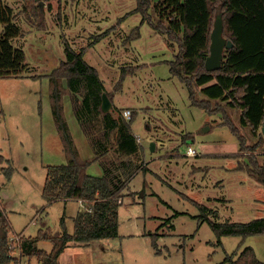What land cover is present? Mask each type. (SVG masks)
Segmentation results:
<instances>
[{
  "label": "rangeland",
  "instance_id": "1",
  "mask_svg": "<svg viewBox=\"0 0 264 264\" xmlns=\"http://www.w3.org/2000/svg\"><path fill=\"white\" fill-rule=\"evenodd\" d=\"M6 1L25 33L12 43L24 50L30 67L28 77L0 81V206L12 227L10 236L32 239L48 228L73 234L75 218L86 208L75 200L47 204L42 197L48 167L67 162L48 76L66 60L68 39L98 70L114 104L123 110L134 107L131 126L141 139L144 160L142 171L124 192L119 237L70 247L60 264H224L228 255L246 247L264 262V236L220 240L199 219L198 206L214 212L210 218L219 223L263 218L264 186L238 167L248 162L246 156L263 160L264 144L255 152H239L237 137L221 125L223 113L210 115L192 104L189 89L171 75L167 63L174 60L175 51L149 24L142 25L136 0H45L39 8L46 20L42 28L31 26L22 12L30 0ZM139 26L141 38L123 47L124 39ZM106 31L107 37L92 44ZM125 67L130 73L115 91ZM197 97L204 99L199 91ZM72 100L68 92L63 99L65 118L81 158L88 159L94 150L77 122ZM217 104L226 105L214 101L213 107ZM226 111L247 137V146L257 145L259 139L241 128L240 112L229 107ZM189 134L192 138L183 142ZM151 143L156 144L155 152L150 151ZM189 147L198 155L187 156ZM238 154L245 157H233ZM89 173L102 175L95 164ZM38 248L51 252L53 246L40 241ZM22 264L42 263L38 256H24Z\"/></svg>",
  "mask_w": 264,
  "mask_h": 264
},
{
  "label": "trees",
  "instance_id": "2",
  "mask_svg": "<svg viewBox=\"0 0 264 264\" xmlns=\"http://www.w3.org/2000/svg\"><path fill=\"white\" fill-rule=\"evenodd\" d=\"M43 1L30 0L29 7L25 4L22 11L33 27L42 28L46 24L39 10ZM136 2L135 12L141 14L142 25L149 24L175 51L174 60L167 63L171 75L189 89L192 104L210 115L223 113L221 125L228 126L237 137L239 152H255L264 144L261 133L264 123V0ZM218 15L223 18V37L232 41L234 46L225 49L222 67L209 72L205 62L210 55L211 35ZM15 21L14 9L6 0H0V79H21L28 77L30 71L24 50L12 43V40L25 35ZM107 35L108 32L96 35L92 44L99 43ZM141 35L139 26L125 38L123 45H130ZM64 51L66 60L48 78L55 123L67 162L48 167L42 197L47 204L75 200L85 204L86 208L75 218L73 234L66 231L53 233L48 228L40 230L36 238L22 237L23 256H38L42 264H59L61 255L70 247H87L97 241L119 237V209L124 192L142 171L141 160H144V148L137 141L131 126L135 110L130 109L131 119H126L124 110L114 107V100L106 91L98 70L85 61L84 54L75 50L68 39L65 40ZM129 73L128 68H122L115 91L122 86ZM197 91L204 99L197 97ZM68 92L73 96L77 122L94 150V156L88 159L81 158L65 118L63 99ZM104 93L110 98L115 112L113 108L109 112L102 110ZM214 101L226 105L217 104L214 108ZM227 107L240 112L241 128H248L251 136L259 139L257 145L247 146V137L228 118ZM191 138L189 134L183 142ZM233 157L245 156L238 154ZM245 158L248 162L240 163L238 168L264 186V159L255 155ZM93 164L101 167V176L89 173ZM198 206L202 211L199 219L207 222L220 240L225 236L239 237L243 241L251 236H264V217L248 223H219L210 218L214 212L206 206ZM11 233L6 212L0 206V264H18V259L10 255ZM150 235L160 237L157 233ZM40 241L50 242L53 246L51 252L39 249ZM225 263L264 264L251 247L228 255Z\"/></svg>",
  "mask_w": 264,
  "mask_h": 264
},
{
  "label": "water",
  "instance_id": "3",
  "mask_svg": "<svg viewBox=\"0 0 264 264\" xmlns=\"http://www.w3.org/2000/svg\"><path fill=\"white\" fill-rule=\"evenodd\" d=\"M223 32H224L223 18L222 15H218L211 35L210 55L208 56L205 62V67L209 72L217 71L222 67L225 49H231L234 46L232 41H227L223 37ZM102 97H103L102 110L104 112H109L113 106L112 102L106 93H104ZM261 133L264 137V123L261 127ZM155 149H156V144L151 143L150 151L155 152Z\"/></svg>",
  "mask_w": 264,
  "mask_h": 264
},
{
  "label": "built area",
  "instance_id": "4",
  "mask_svg": "<svg viewBox=\"0 0 264 264\" xmlns=\"http://www.w3.org/2000/svg\"><path fill=\"white\" fill-rule=\"evenodd\" d=\"M123 116L126 119H131L132 116V111L130 109H125L123 111ZM137 141L139 143H141V139L139 137H136ZM198 153L195 149H193L192 147H189L188 151H187V156H197ZM21 239L22 236L21 235H16L14 237L10 236L9 238V250H10V255L16 259H18V264H22V259H23V253H22V249H21Z\"/></svg>",
  "mask_w": 264,
  "mask_h": 264
},
{
  "label": "crops",
  "instance_id": "5",
  "mask_svg": "<svg viewBox=\"0 0 264 264\" xmlns=\"http://www.w3.org/2000/svg\"><path fill=\"white\" fill-rule=\"evenodd\" d=\"M45 2V1H44ZM43 3V2H42ZM42 6H43V4H42ZM64 16H65V14H66V12L65 11H63V13H62ZM142 27V26H141ZM100 30V29H99ZM107 32V31H106ZM102 33H104V32H102ZM101 34V33H100ZM142 36V35H141ZM128 37V36H127ZM125 40V39H124ZM139 40V39H138ZM137 41V40H136ZM135 42V41H134ZM123 43H124V41H123ZM123 43H122V46L123 47H127V46H124L123 45ZM133 43V42H132ZM131 43V44H132ZM130 44V45H131ZM90 46H92V45H90ZM129 46V45H128ZM79 47V46H78ZM87 51H88V48H87ZM22 79V78H21ZM4 79H0V81H3ZM7 80V79H6ZM11 80V79H10ZM114 106L115 107H117L118 109H120L118 106H116L115 104H114ZM129 108H131V109H134V107H126V108H124V109H129ZM0 114L2 115V110L0 111ZM137 137V136H136ZM63 152H64V148H63ZM80 153V152H79ZM95 169L98 171H102V169H101V167L99 166V165H97V164H95ZM63 201H66V202H69V201H71V200H63ZM82 206H84L83 204H82V202H80V201H78ZM2 208L4 209V207L2 206ZM5 210V209H4ZM6 212V211H5ZM73 248H78V247H73ZM67 251V249L63 252V254H66L65 252ZM63 254L61 255V257L63 256ZM61 257H60V259H61ZM60 259H59V264H60Z\"/></svg>",
  "mask_w": 264,
  "mask_h": 264
}]
</instances>
